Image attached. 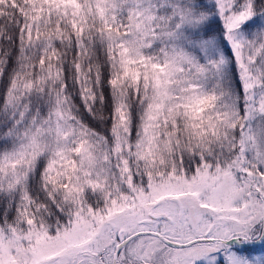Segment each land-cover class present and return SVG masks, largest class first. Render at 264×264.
<instances>
[{"label": "snow or ice", "instance_id": "obj_1", "mask_svg": "<svg viewBox=\"0 0 264 264\" xmlns=\"http://www.w3.org/2000/svg\"><path fill=\"white\" fill-rule=\"evenodd\" d=\"M0 264H264V0H0Z\"/></svg>", "mask_w": 264, "mask_h": 264}]
</instances>
